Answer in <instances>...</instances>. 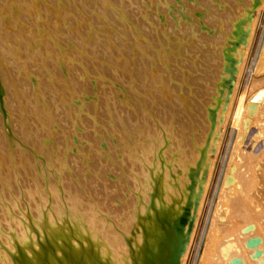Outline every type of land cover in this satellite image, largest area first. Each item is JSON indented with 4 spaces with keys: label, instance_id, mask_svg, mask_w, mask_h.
<instances>
[{
    "label": "bare ground",
    "instance_id": "6f19581e",
    "mask_svg": "<svg viewBox=\"0 0 264 264\" xmlns=\"http://www.w3.org/2000/svg\"><path fill=\"white\" fill-rule=\"evenodd\" d=\"M3 1L0 155L21 151L23 157L0 165V264H145L156 254L154 264H184L216 169L222 176L214 178L218 182L210 211L189 263L209 264L219 232L242 233L237 216L246 214L255 224V236L263 235L264 159L256 167L251 161L243 165L258 173L249 185L257 178L263 189L248 201L233 195L231 170L244 154V117L232 125L233 139L221 146V137L264 0H211L209 6L200 0L202 16L195 7L187 9L189 1L118 0L134 8L142 7L143 1L150 5L129 27L131 50L111 46L121 35L104 38L95 28L97 13L88 22L85 12H74L68 0ZM96 6L102 11L123 7L107 0H97ZM50 11L70 14L62 25L49 27L54 17ZM121 14L126 15L124 10ZM86 26L94 32L84 38ZM94 47L100 48L99 59L91 51ZM191 47L192 54L186 56ZM261 53L254 61L257 77L264 68ZM107 54L113 59L105 58ZM74 55L79 66L70 63ZM92 58V75L109 66L112 72L103 75L109 86L100 88L87 72L89 77H80ZM187 58L191 66L183 63ZM191 79L194 90L181 92ZM250 83L238 103V115L249 113L256 90ZM116 86L118 95L113 96ZM98 87L94 94L103 106L90 107L84 98L92 93L83 91ZM78 98L92 114L78 107ZM73 112L82 120L77 125ZM48 137L59 139L56 146L68 155L52 156ZM76 139L85 141V148ZM90 157L93 162H86ZM110 165L117 169L113 184L100 175ZM7 172L18 174V181ZM59 186L64 195L54 201L51 196ZM227 202L233 211L224 223L219 213ZM43 203L49 208L40 216L36 206ZM26 218L34 225L27 234Z\"/></svg>",
    "mask_w": 264,
    "mask_h": 264
},
{
    "label": "rangeland",
    "instance_id": "374dc122",
    "mask_svg": "<svg viewBox=\"0 0 264 264\" xmlns=\"http://www.w3.org/2000/svg\"><path fill=\"white\" fill-rule=\"evenodd\" d=\"M96 1L97 0H78V1L68 0V3H69V5L72 8L75 7V8H73L74 12H76L77 9L78 10H83L85 12V15H86L85 20L88 21V22L90 20H92L93 16L97 13L98 16H97L95 28L98 29V32L100 34H102V36L104 38H106V37L108 38L109 36H116V35H118V37H119V34H120L121 37H122L121 41H119L118 43H117V41H114L110 45L111 46H115V44H121L122 47H126V48L131 50L132 35H131V32L129 31V27L132 26V22L134 20H136V17H140L141 18L142 17L141 14L145 13V11L147 12V9H149L150 5L147 3V1H143L142 2V7L139 6L138 8H134L131 5H125L124 6L118 0H107V2L109 4H117V5L123 6V7L122 8L120 7V9L118 8L119 10L118 9H111L109 11H107V10H103L102 11V10H98L97 9ZM183 1H184L185 4L188 3L187 1L190 2L188 4L189 7L186 5L187 9L190 10L192 7H195V9L193 11L197 10L198 12H195L196 14L201 15V16L204 15L205 12H203L202 9H205V8L203 6H201L202 5L201 3L198 4L202 0L201 1L200 0H193V1L192 0H183ZM0 2L2 4H4L3 0H1ZM204 2L208 5L211 2V0H204ZM122 3H123V1H122ZM41 7H42V9H45L44 4ZM56 7L57 6H55L54 8H56ZM197 7L198 8L202 7V8L200 10ZM122 10L125 11L126 15L125 14L122 15L123 13L121 14ZM96 11H99V12H96ZM258 12H257V14L255 16V20L256 21H254L255 23L253 24V35H252V39H251L252 42H250V50H249L250 52L248 51L249 52L248 53L249 57L247 56L248 61L246 63H244V66L242 67L243 70H241V72H240L242 75L238 76V79H237V84L238 85H236V89H237L236 91L237 92H235V96H234V98L236 97V99L233 98L232 103H231L232 106L230 104V106H231V109L229 107L230 112H229V110L227 112V117H229V119H227V117H226V120H225L229 124L227 123V126H226V122H225V124L223 126L224 129L222 128V131H223L222 132V137L223 138L221 137V140L223 142V143L221 142V146L223 144H225V142L227 144V141L233 139L234 135H235V133H234L235 129L233 130L234 126L232 127V125L236 124L237 117H239L240 120H241L242 117H244L242 119L243 120L242 121L243 122V131H244V134H245V139L243 140L244 154H243L242 158L238 159V161L235 162V165L232 167V170H231V171H233V173L232 172H230V173H232V176H233L232 177V181H231V185H232V188H233L232 194L233 195L242 196L245 199V201H248L249 196L251 198V196L258 189H261V190L263 189V187H261L260 184L259 185L257 184V178H256V181H255V184H250L252 186L249 185L250 177L255 178L258 173L254 172V171H250L249 168L246 169V168L243 167V165L249 163L250 161L253 163V166L256 167V165L261 163L263 161V159H264V68L259 73L258 77H257V74L254 73L255 66H256L255 62H257V58H260V56L262 55L261 52L264 51V49H263L264 45H262V44H264L262 42L264 40V35H263L264 34V9H260ZM51 13H52V15L54 17L51 18V20L49 21V24H48L49 27L53 26V25L54 26L55 25H57V26L62 25V23L64 22L65 17L68 18V15L70 14V13H60L58 11H53ZM117 13H120L121 16L118 17L119 15L117 16ZM122 21H123V24L120 25L122 23ZM117 22H119V23L116 24ZM87 27L88 26H86L85 29L82 31L83 32L82 35L84 36V38H85L86 35H90L91 32H94V28L93 27H89V28H87ZM117 27H118V29H121V30L123 29L124 32L119 33L118 30L115 29ZM120 27H122V28H120ZM63 37H66V34ZM261 45H262V47H261ZM80 47L82 48V46H80ZM99 47L101 48L103 46H99ZM100 48L96 49V47H94V48H92L91 51L93 53H96V51H99ZM260 48H261V50H260ZM191 49H192V47L190 48L189 51L185 52L186 56H190L192 54V52H190V51H192ZM23 51H26V53L28 52V47L26 45H23ZM196 51L198 52V55L202 54V53L199 52V50H196ZM257 52L258 53L260 52L259 54H261V55L258 56ZM98 54L99 53L94 54V55H97L95 57L97 59H99L98 58ZM104 56H105V58H108L109 60L113 59L112 57L109 56V54L104 55ZM253 56H254V58H253ZM75 57H77V56L74 55L73 58L70 59V63L72 61L71 65H78L79 66V63H80L78 61L79 57L76 58V59H75ZM103 59H104V57H103ZM75 60L77 61V63H74V62H76ZM91 60L92 61H90L89 64H88V68L85 67L87 70L84 68L86 71L83 69V67L81 68L82 70H81L80 77L82 79L84 77H89L90 75H92L89 70L93 68V66L95 64V59L92 58ZM183 63L186 66H188V65L191 66L192 65V62H191V60L189 58L183 60ZM183 63H182V65H183ZM242 71H244V72H242ZM86 72H87V74L89 76L86 75ZM109 72L111 73L112 71L109 70V66H106L103 69L98 70L95 75L93 74L90 77H91L92 80H96V81L99 82L100 88L107 87V86H109L108 81H110V80H109V78H103V75L105 73H109ZM195 76H196V72H195V69H194L192 71L190 77L193 78ZM253 77H255V78L253 79ZM59 79H60V77H59ZM190 81H191V84L186 86V88H184V90H182L181 92H184V93L187 92L189 94L192 90H194L195 81H194V79H191ZM250 82H252L253 85H255L256 90H255V95L253 97L252 103H251V105H249V113L246 115V111H245V115L246 116H243V113L238 115V110L240 109V108H238V106L241 103L240 100H242V97L244 96L245 90L249 87L248 85L250 84V86H251ZM245 87H247V88H245ZM129 88H130V86L126 87L127 91L129 90ZM97 89H98V91H97ZM84 90H85V88H84ZM97 92H99V87L94 89V92H90L89 89L83 91L84 94L85 93L86 94L92 93L91 95H87L84 98V100L89 103L90 107H93V106L94 107H96V106L101 107V106H103L104 102H102L100 100L96 101V96L97 95L94 94V93H97ZM112 95L113 96H117L118 95L117 86H116L115 90H112ZM71 96L72 95H68L67 97L71 98ZM204 100H207V98H205ZM75 103L78 105V107L83 105L84 108L82 106V108H81L82 111H83V109H86L85 113L88 114V111H89L88 108L89 107L86 108L87 105L86 104H82L81 99H79V98H78V100L76 99ZM115 103H116V106H117V101H115ZM114 108H115V106L112 107V111H113ZM63 112L64 111H62V113ZM73 113H70V114H72L71 115L72 117L75 116L72 122H74L73 125L74 124L77 125L82 120H81V118L78 117L79 114L77 112H75L74 114ZM89 113H90V111H89ZM229 113H230V115H228ZM63 114L65 116L66 112H64ZM90 114H92V113H90ZM102 116H103V114H102ZM53 129H55V128H53ZM58 129L59 128L57 127L53 131H56ZM231 130H233V132ZM231 135H232V137H231ZM37 138H41V137L37 136ZM228 138H229V140H228ZM46 140L49 141V142L51 140L52 141L54 140V141L49 143ZM58 140L59 139H52L50 137L45 139V141L48 144H50V148H51L50 154L51 155L53 154V155L56 156L58 154V156H61V157L64 156L65 157L68 154L65 155V153L63 151H61V149H59L61 147L59 145L56 146L58 144ZM20 142H21V144H23V141L19 140V143ZM19 143H18V145H21ZM75 143L78 144L79 146L85 148V144H86L85 141H81L79 139H76ZM13 145L15 146L16 143L13 144ZM55 147H56V149H54ZM221 150H220V152L224 153V151H221ZM58 151H59V153H56ZM20 152L19 151H13V153H10V154H7V155H2V156L0 155V165L3 162L7 161V159L9 161H11V160H20L23 157V155H21ZM82 154L85 155V154H87V152L84 150ZM249 158H251V159H249ZM85 160H86V162H89V163L91 161L93 162V158L92 157L86 158ZM222 163L224 164V162H222ZM111 164H115V162L114 163L112 162ZM3 168L4 167H2L1 169H3ZM109 169H110L109 171H106V172H104V173H102L100 175H102L103 178L105 177L104 179H106V177H107L108 180L107 179L106 180L109 181V183L110 182L112 183V181H114L112 179L116 178L115 174L117 175V169H116L115 165H113V166L110 165ZM252 170H254V169H252ZM114 171H115V173H114ZM108 172L109 173L113 172V174H107ZM7 174H9V176H14L15 177L14 181H18V174L17 175H13L14 173H11V172L10 173L7 172ZM218 174H219V171L217 172V169H216V173H214V176H213V180H214L215 183H213V180H212V184L210 185V188H208V190L205 193V196L203 198V203H202V206H201L200 216L198 218V224L199 225H197V230H196L197 232L195 233V235H194L195 237L193 238V241L191 243L190 253H189L190 255H192L191 252H193V251L195 252V250H196L198 239H199V236H200V232H201V229L203 227V223L205 222V215H206L207 212L209 213V211H210L209 204L211 203L210 202L211 201L210 198L213 195L212 191H213V189L215 187L214 184H217V182H218L217 180L221 179L220 176H222L221 171H220L221 175L220 174L218 175ZM214 178H216L217 180L214 179ZM52 189H56V188L53 187ZM60 189H61V186H59L52 193L51 197H52V199L54 201H55V199H57V197L59 195H64L63 191H59ZM32 194L37 196L36 195L37 192H36V194H35V192H33ZM51 203H53V201ZM204 204H205V206H204ZM48 205H49L48 203H43V204H40L39 206H36L40 216L47 213L48 208H49ZM262 210L263 211H261V215H262V218H263V221H264V207L262 208ZM231 211H233V209H232V207H230V205L227 202L226 204H224V207L220 211L219 218L222 221H224V223H227V221L229 223V221L231 220L232 217H230V220H228L229 219L228 214L230 212L229 215H231V213H232ZM236 218H237L236 221H239L241 223L240 226H241V232L242 233H236L234 231H224L223 233L219 232V234H218L219 239L218 240H220V242H217L218 241L217 240V241H215L213 243V248H212V251H211V254H210L211 259L209 260V264H264V231L262 233L263 235H260V237H256L257 235L255 236V231H254V225L255 224L253 222L249 221V219H247V215L246 214L242 215V216H237ZM26 220L28 222H27V225H25L26 227L24 229L27 230V232H26V234H27V233H29V230H31L32 227H34V225L32 226V224H31V220L32 219L26 218ZM44 229H46V225H44L42 227V230H44ZM26 237H28V236H26ZM196 238H197V240H196ZM256 239L259 240V242L257 244L258 246L256 244L250 243L252 240H256ZM257 251H260L261 254L260 255H256L255 252H257ZM42 254H44V252H42ZM190 255L185 260L184 264H190L189 263ZM252 255H253V258H252ZM156 260H157V254L152 256L150 258V260L148 261V263H145V264H154V262Z\"/></svg>",
    "mask_w": 264,
    "mask_h": 264
}]
</instances>
